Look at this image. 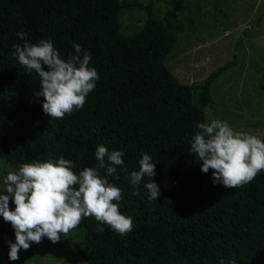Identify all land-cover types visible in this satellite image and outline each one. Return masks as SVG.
<instances>
[{
  "label": "trees",
  "instance_id": "16d2710c",
  "mask_svg": "<svg viewBox=\"0 0 264 264\" xmlns=\"http://www.w3.org/2000/svg\"><path fill=\"white\" fill-rule=\"evenodd\" d=\"M131 6L127 0H0V158L18 169L63 157L78 174L98 167L101 144L124 153V164L107 179L121 189L114 203L133 219V229L120 235L85 217L78 227L88 264H264V171L243 187L226 188L190 152L225 66L201 82L182 83L165 60L187 29L192 5L169 0L164 15L155 16L149 3L143 28L125 34L120 18ZM21 31L29 43L51 40L65 60L76 54V43L81 56L90 53L99 79L83 108L63 119L44 113V98L35 95L38 74L27 73L14 55L13 44L25 42ZM144 153L155 163L157 200L143 186L151 178L131 184ZM3 230L6 264H16Z\"/></svg>",
  "mask_w": 264,
  "mask_h": 264
},
{
  "label": "clouds",
  "instance_id": "9594fccd",
  "mask_svg": "<svg viewBox=\"0 0 264 264\" xmlns=\"http://www.w3.org/2000/svg\"><path fill=\"white\" fill-rule=\"evenodd\" d=\"M17 35L25 42L13 44L14 55L27 73L38 74L40 90L35 95L44 98V113L51 119H63L83 108L99 79L97 70L89 66L90 53L83 51L81 56V45L76 43L73 45L76 54L65 60L51 40L29 43L27 33L21 31ZM196 127L190 152L203 162L202 172L213 170V183L239 188L264 171V140L236 132L218 119L198 123ZM123 156L122 151L110 152L101 144L95 152L98 167H85L78 174L73 170V162L61 157L55 161L22 163L18 171L4 175L0 215L15 231V242L9 241V259L18 260L21 249L28 250L32 242L39 244L45 237L52 243L59 242L61 234L68 236L85 217H94L120 235L131 232L133 219L122 214L118 203H114L121 200V189L107 179L117 172V166L124 164ZM101 169L106 171L105 176L100 175ZM155 175V163L147 153L139 160V169L130 173L134 186L140 185L145 177L151 178V182L143 185L150 201L160 195L159 186L152 179ZM10 199L15 204L14 210L9 208Z\"/></svg>",
  "mask_w": 264,
  "mask_h": 264
},
{
  "label": "rangeland",
  "instance_id": "374dc122",
  "mask_svg": "<svg viewBox=\"0 0 264 264\" xmlns=\"http://www.w3.org/2000/svg\"><path fill=\"white\" fill-rule=\"evenodd\" d=\"M132 6L121 15L125 34L140 30L152 3L155 16H163L169 0H127ZM192 5L187 29L178 35L165 63L185 84L203 81L212 71L225 66L211 87L212 101L205 109L208 122H227L236 132L264 138V0H184ZM18 171L0 158V177ZM78 187V186H77ZM4 194V192L2 193ZM9 208L15 209L12 199ZM3 234L15 242L10 222L0 215ZM85 248L79 227L57 243L47 237L28 250L21 249L16 264H88L80 252ZM7 260L0 247V264Z\"/></svg>",
  "mask_w": 264,
  "mask_h": 264
},
{
  "label": "water",
  "instance_id": "95a60500",
  "mask_svg": "<svg viewBox=\"0 0 264 264\" xmlns=\"http://www.w3.org/2000/svg\"><path fill=\"white\" fill-rule=\"evenodd\" d=\"M5 185L3 184V177H0V194L4 192Z\"/></svg>",
  "mask_w": 264,
  "mask_h": 264
}]
</instances>
